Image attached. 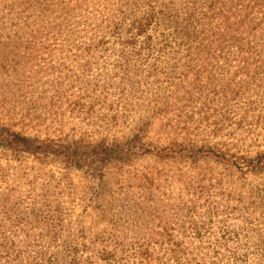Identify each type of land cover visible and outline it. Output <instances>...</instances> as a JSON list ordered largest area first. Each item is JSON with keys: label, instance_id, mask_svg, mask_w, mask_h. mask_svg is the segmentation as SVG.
I'll return each instance as SVG.
<instances>
[{"label": "rangeland", "instance_id": "obj_1", "mask_svg": "<svg viewBox=\"0 0 264 264\" xmlns=\"http://www.w3.org/2000/svg\"><path fill=\"white\" fill-rule=\"evenodd\" d=\"M128 1L0 0V125L119 150L0 145V264H264V171L208 152L264 157V0ZM155 6V48L83 45Z\"/></svg>", "mask_w": 264, "mask_h": 264}, {"label": "trees", "instance_id": "obj_2", "mask_svg": "<svg viewBox=\"0 0 264 264\" xmlns=\"http://www.w3.org/2000/svg\"><path fill=\"white\" fill-rule=\"evenodd\" d=\"M129 1L124 6L123 4L121 5L122 13L127 17H129L128 11L133 10V6L131 3H134L133 0ZM137 10H135L134 13H137ZM138 14H140V16H138L136 20H134L131 24L130 22H128V20L120 17L113 26H110V33L112 35L104 34L99 39L88 38L86 39V42L83 43V45L87 47L86 49H94L97 52H102L103 50H107L108 48L118 49V47H120L122 51H131L133 49H142L146 47L155 48V33H157L158 29H161L164 25L163 13L161 10H159L158 6H155L147 11L142 10ZM192 20L193 16H190V18L185 22L187 28L193 25ZM89 23L90 21H87V24L85 25L86 33L89 32ZM186 34L188 35V39H191V33L187 31ZM119 36L122 37L120 39H117V37ZM160 36L163 37V41L166 42L164 43L165 46L167 44L172 45L170 42L178 39L179 35L174 36L171 40H169V37H167L166 34L161 33ZM220 39L224 43L227 42L226 38ZM196 44L199 48H203V46H205L203 42H197ZM219 46L223 49L225 47V44L221 43L219 44ZM5 103H7V100H5ZM77 106V104L73 106V112L76 113L74 114L75 118H79L81 120L92 119L91 111L94 109V106H91V104L88 105L85 102L80 103L79 107L76 109ZM114 118H117V116L115 115ZM0 145L9 146L15 149H20L32 153L33 151H41L46 152L47 154H56L58 156H63L68 161L75 162L76 165L81 168L87 165L91 166L93 164H96L98 161H105V159L111 156L110 154L119 153V150H108L104 148V145H101V143H89L83 138H79L72 142H58L55 140L38 142L32 137H29L20 132H15L14 130H11L8 127H4L2 125H0ZM127 150L128 149L126 148L125 152L122 153H126ZM190 151L194 152L193 149ZM208 152L211 153L214 158L224 159L237 165L238 167L264 171V157H260L257 160H251L239 158L236 156H228L216 150H209ZM21 233H23V238L27 240L32 236L29 232L21 231ZM185 259L187 260V258L183 256L181 264L186 263L182 262ZM196 260L197 262H192V264H201L200 257H198V255H196ZM148 262L149 264L152 263L151 260ZM230 263L247 264L245 261L239 260Z\"/></svg>", "mask_w": 264, "mask_h": 264}]
</instances>
